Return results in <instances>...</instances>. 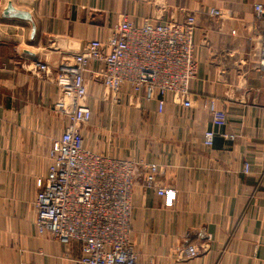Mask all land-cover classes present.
Here are the masks:
<instances>
[{
  "label": "crops",
  "instance_id": "1",
  "mask_svg": "<svg viewBox=\"0 0 264 264\" xmlns=\"http://www.w3.org/2000/svg\"><path fill=\"white\" fill-rule=\"evenodd\" d=\"M255 4L264 8V0H0V264H75L78 255L76 244L34 224L48 151L66 125L53 107L54 77L86 42L108 40L123 16L139 24L186 15L195 18L192 105L165 94L160 110L127 86L113 103L92 62L84 69L92 116L83 141L101 154L156 162V181L173 191L167 200L143 178L133 187L136 264H264V70L256 48L263 19ZM209 100L225 111V125L210 122ZM207 129L215 132L210 147L202 144ZM189 244L199 251L191 259Z\"/></svg>",
  "mask_w": 264,
  "mask_h": 264
},
{
  "label": "built area",
  "instance_id": "2",
  "mask_svg": "<svg viewBox=\"0 0 264 264\" xmlns=\"http://www.w3.org/2000/svg\"><path fill=\"white\" fill-rule=\"evenodd\" d=\"M253 8L256 17L263 19L256 48L258 66L264 70V8L261 4ZM208 14L221 17L224 13L210 8ZM194 30L192 15L160 22L144 19L139 24L123 16L108 40L86 42L72 57L74 65L65 64V70L54 77L57 98L53 107L66 125L48 151L45 177L33 202L34 224L39 234L60 244H76L75 264H136L130 239L131 193L139 178L157 195L167 200L173 197V191L165 190L155 179L156 162L116 158L85 146L81 129L92 116L85 67L92 62L101 65L94 76L113 103L127 86L135 93L142 91L148 101L156 100L160 110L163 100L159 96L165 94L190 107L189 85L197 72ZM36 65L49 80L47 66ZM206 108L213 125H225L226 113L214 100ZM214 135L213 130H205L203 146H212ZM228 137L233 139V135ZM242 171L249 172L247 162ZM185 252L190 259L199 254L193 244ZM63 258L71 259V253L64 252Z\"/></svg>",
  "mask_w": 264,
  "mask_h": 264
},
{
  "label": "water",
  "instance_id": "3",
  "mask_svg": "<svg viewBox=\"0 0 264 264\" xmlns=\"http://www.w3.org/2000/svg\"><path fill=\"white\" fill-rule=\"evenodd\" d=\"M7 13V12H6ZM13 14H15V15H17V16H21V15H23L24 17H26V15L25 14H22V13H18V12H15V13H13ZM7 15V14H6Z\"/></svg>",
  "mask_w": 264,
  "mask_h": 264
},
{
  "label": "bare ground",
  "instance_id": "4",
  "mask_svg": "<svg viewBox=\"0 0 264 264\" xmlns=\"http://www.w3.org/2000/svg\"><path fill=\"white\" fill-rule=\"evenodd\" d=\"M6 6H7V5H6ZM6 6H5V7H6ZM9 12H11V11H9ZM64 65H65V64H64Z\"/></svg>",
  "mask_w": 264,
  "mask_h": 264
}]
</instances>
